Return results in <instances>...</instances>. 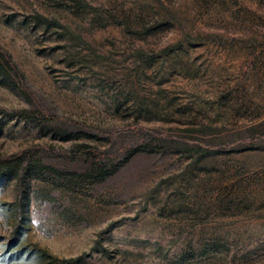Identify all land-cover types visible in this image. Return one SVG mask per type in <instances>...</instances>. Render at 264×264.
<instances>
[{
  "label": "rangeland",
  "instance_id": "obj_1",
  "mask_svg": "<svg viewBox=\"0 0 264 264\" xmlns=\"http://www.w3.org/2000/svg\"><path fill=\"white\" fill-rule=\"evenodd\" d=\"M0 45L18 71L0 67V208L25 210L22 244L264 264V0H0Z\"/></svg>",
  "mask_w": 264,
  "mask_h": 264
},
{
  "label": "trees",
  "instance_id": "obj_2",
  "mask_svg": "<svg viewBox=\"0 0 264 264\" xmlns=\"http://www.w3.org/2000/svg\"><path fill=\"white\" fill-rule=\"evenodd\" d=\"M4 65L16 73L18 72L11 53L0 45V67ZM1 205H8L7 210L12 211L14 214L15 223L13 234L7 242L5 250L0 254V264H58L57 258L46 249L38 245L31 246L21 243V238L26 231V223L29 219L25 210L17 207L16 203L12 202L2 203ZM7 210L0 208L2 213H6ZM75 261V259H65L62 263L73 264ZM62 263L60 262V264Z\"/></svg>",
  "mask_w": 264,
  "mask_h": 264
}]
</instances>
